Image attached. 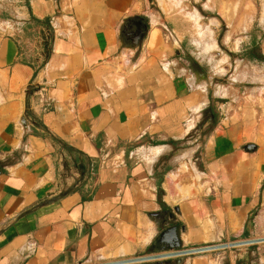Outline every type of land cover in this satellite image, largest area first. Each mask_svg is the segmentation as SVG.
I'll use <instances>...</instances> for the list:
<instances>
[{
  "label": "crops",
  "instance_id": "1",
  "mask_svg": "<svg viewBox=\"0 0 264 264\" xmlns=\"http://www.w3.org/2000/svg\"><path fill=\"white\" fill-rule=\"evenodd\" d=\"M19 2L0 27V264L166 255L171 229L183 252L226 248L132 264H264L262 34L212 61L162 0Z\"/></svg>",
  "mask_w": 264,
  "mask_h": 264
},
{
  "label": "rangeland",
  "instance_id": "2",
  "mask_svg": "<svg viewBox=\"0 0 264 264\" xmlns=\"http://www.w3.org/2000/svg\"><path fill=\"white\" fill-rule=\"evenodd\" d=\"M19 0H0V27L13 24ZM182 14L184 29L194 44L209 55L232 63L258 55L254 41L264 39V0H162ZM252 55H251V54ZM237 67V66H236Z\"/></svg>",
  "mask_w": 264,
  "mask_h": 264
},
{
  "label": "water",
  "instance_id": "3",
  "mask_svg": "<svg viewBox=\"0 0 264 264\" xmlns=\"http://www.w3.org/2000/svg\"><path fill=\"white\" fill-rule=\"evenodd\" d=\"M174 238H175V230L174 229L165 231L164 233H162L160 235V237L158 238V240L155 242V244L153 246L154 254H159V253L171 251L170 253H165L166 255H154V256L138 259V260L117 262V263H111V264H132V263H136V262L155 261V260H160V259H170V258L179 257V256H185V255H190V254L207 252V251H210L213 249H221V248L224 249V248H226V246H224V247L205 248V249H200V250H195V251L183 252L180 250L181 249L180 244ZM172 240H173V242L175 240V243H171ZM165 242L171 243L168 246V248L162 247ZM245 244H248V243H245ZM167 264H171V263H167Z\"/></svg>",
  "mask_w": 264,
  "mask_h": 264
}]
</instances>
